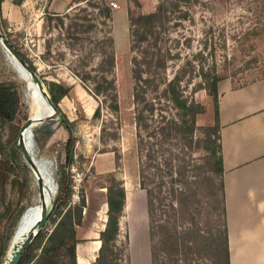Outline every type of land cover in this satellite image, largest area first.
Returning a JSON list of instances; mask_svg holds the SVG:
<instances>
[{
	"label": "rangeland",
	"instance_id": "1",
	"mask_svg": "<svg viewBox=\"0 0 264 264\" xmlns=\"http://www.w3.org/2000/svg\"><path fill=\"white\" fill-rule=\"evenodd\" d=\"M14 1L16 0L0 1V15L6 21V26L0 31L15 49L27 57V62L37 71L42 82L47 81L53 90V83L72 89L69 97L57 102L69 121H75V162L68 171L73 190L71 204L75 201V205H79L84 200L85 206L81 210L84 218L90 210L99 208L106 202L108 188L123 183L125 202L122 216L118 220L119 237L107 251V264H225L223 237H210L211 233H220L222 236L223 230L221 193L217 183L214 182V187L207 189L211 191V196L207 195L205 198L203 195L206 189L203 171L210 165L217 167L219 135L216 101L201 74L221 80L230 79L233 86L264 78V0H190L187 5L181 6V12L171 16L167 29L161 33L164 40L160 45L171 49L167 75L172 78L180 66L192 70L191 74L187 73L181 80L184 97L195 103L192 105L193 116L186 118L188 121L194 120V126L190 132L182 134L185 140H181V135L178 141L167 140L162 149H166L163 155L170 165L168 169L163 165L161 167L166 172L172 170V173L179 168L185 169L184 182L189 187L191 196L186 205L172 209L169 206L170 196L165 192L164 204L160 206L155 199L149 215L145 192L139 187V155L132 104L134 55L130 47L128 21L125 27L122 20H117L116 31L111 30L115 66L109 77L112 76L115 80L120 107L119 112L115 113L108 107V101L101 103L102 96L96 99L88 93L71 71L82 69L80 64L83 57L88 63L92 62L94 66L97 64L98 53H90L87 48V34L78 33V40L70 39L73 36V29H70L73 20L65 19L63 25L55 17L48 21V11L44 13L40 7L35 9L48 0H39L37 4L27 0L31 7L27 11L21 5L15 6ZM137 1V6L128 1V8L132 9L134 16L154 11L161 0ZM90 2L96 3V0ZM79 8L87 10L81 14L82 17H94L97 13V10L87 6L86 1L75 0L69 7V15L75 17L79 14ZM48 13L61 16L66 12ZM183 15L186 18H182ZM92 32L96 34L98 30L93 29ZM187 63L190 65L186 67ZM192 76L194 77L191 78ZM0 83L11 84L20 96L23 110H28L29 98L25 85L32 87V81L1 45ZM44 89L46 90L45 86ZM36 98L37 115L41 112L44 100L39 96ZM53 100H56L55 91ZM99 106V118L93 117ZM163 109L164 115L176 121L179 120V114L183 113V110L176 109L172 103H166ZM10 133L11 124L0 122V138L3 142L11 138ZM63 135L61 130L47 138L39 135L36 139L34 135L33 146H28L42 177L52 176L55 187L53 199L58 188L57 161L59 158L63 161ZM206 147L214 153L204 159ZM153 149L156 156L158 147ZM160 152L162 153L161 150ZM160 152L156 158L158 163H162ZM173 155H178L182 160H176ZM22 159L28 171L18 169L14 175L9 176L6 192L0 201V235L4 233L12 217L22 209L26 212L22 220L24 213L13 223L3 264L10 257L11 247L20 243L28 234L18 238L25 224L31 222L32 225L40 215L38 208L34 219L28 217V208L35 204L38 206L39 189L23 153ZM152 172L151 187L157 198L158 172L156 169ZM23 176L26 180H23ZM163 180L168 190L171 177L164 174ZM206 194L209 193L206 191ZM44 201L50 206L51 199L46 190ZM83 208L86 214H82ZM46 225L48 229L53 226L48 222ZM201 230L205 233H201ZM185 233L189 235L186 237ZM60 261L62 264H70L67 256ZM28 264H36V259Z\"/></svg>",
	"mask_w": 264,
	"mask_h": 264
},
{
	"label": "trees",
	"instance_id": "2",
	"mask_svg": "<svg viewBox=\"0 0 264 264\" xmlns=\"http://www.w3.org/2000/svg\"><path fill=\"white\" fill-rule=\"evenodd\" d=\"M1 1V0H0ZM83 1V0H82ZM86 1L87 6L97 10L94 17L81 16L86 13L85 8H79L75 17L69 15L68 10L63 15H56L46 13L48 21H51L52 17H55L60 21V24H64V20H73V25L70 29H73V36L70 39L78 40V33L87 34L85 41H88L87 47L90 53H98L96 66L92 65V62L88 63L85 58H82L80 67L81 70L72 69L73 75L79 79L83 88L88 91L93 97L98 99L103 97L101 103L108 101V107L115 113L119 112V103L117 100V89L115 80L109 77V74L115 66V52H114V39L111 35L112 30V11L111 8L103 1L96 0V3ZM138 5L137 0H128ZM23 0H16L14 4L21 5ZM190 0H161L154 11L147 14H137L134 16L132 9H127L128 30L130 35V47L133 53V93L132 104L134 110V123L136 126V139L138 148L139 159V187L145 192L148 215L150 209L153 208V201L158 200L160 206L165 200V192L170 196L169 206L174 209L175 207L186 205V201L190 198V190L184 182L186 174L185 169L172 170L166 172L161 166L169 168V162L163 153L166 149H162L167 140L174 139L179 140L182 134L190 132L194 126V120H187L189 116H193V101L189 102L184 97V89L181 78L186 77L187 73L192 72L190 69H186L180 66L174 73L172 78L167 75L168 61L171 57V49L160 45L164 40L161 35L163 31L167 29L171 16L176 12H181V6L187 5ZM182 18H186L185 15ZM78 21H82L79 24ZM6 26V21L1 18L0 15V29L3 31ZM93 29H97L98 32L94 34ZM94 34V35H93ZM77 35V36H76ZM91 46V47H90ZM17 49V48H16ZM85 49V47H84ZM86 50V49H85ZM18 55L27 61V57L21 53L18 49ZM88 53V52H87ZM89 54V53H88ZM92 59V58H91ZM94 62V60L92 59ZM29 63V62H28ZM190 64L187 63L186 67ZM94 66V67H93ZM31 69L34 68L30 65ZM186 75V76H185ZM205 79V84L208 85L209 91L215 99L216 103V124L218 128V140H219V159L217 167H208L203 171V182L205 185L204 197L211 196L212 193L210 186L214 187V182L217 183L219 191L221 193V216L223 217V230L222 236L220 233L210 234V237H223L222 247L224 249L225 264H229V250L226 230V209H225V195L223 184V167L221 156V143L218 124V82L221 80L217 77H211L210 75L201 74ZM192 76L191 78H193ZM262 79V78H261ZM259 80V79H258ZM256 81V80H255ZM192 82H188V85ZM254 82V81H252ZM249 82V83H252ZM43 86L46 87L51 100H53V92L55 91V106L56 117L47 123H41L32 127L34 137L37 139L39 135H44L45 138L50 137L55 131L61 130L63 135V161L62 159L57 161L59 178L56 180L58 188L57 194L53 199L54 182L50 174L49 178H43L44 187L46 193L50 196V213L48 218V224H52V228L48 229V225L38 233L28 248L25 250L19 264H28L30 261L36 259V264H62L61 258L67 256L70 259V264H76L75 247L76 244L82 240L78 237L79 232L82 229V215L81 210L84 205V200L79 205L73 206L71 204V198L73 196V190L71 186V179L68 171L74 164L75 159V143L76 138L73 134L75 127V121H69L64 113L59 109L57 102L64 97L70 96L72 90L69 86H63L61 84L53 83L52 87L48 86L47 81L43 80ZM246 83V84H249ZM243 84L241 86H244ZM234 86V87H241ZM26 93L29 98L28 110H23L20 96L18 92L13 88L11 84L0 83V122L11 124V138L3 142L0 138V201L3 199L6 192V184L9 176L14 175L18 169L27 170L28 167L24 164L22 159V151L18 149L14 141L17 137V132L29 117L36 115L37 110V98L38 96L34 89L28 84L25 85ZM166 103H172L178 110H183L182 114H179V120L170 119L167 115H164L163 106ZM23 110V111H22ZM101 107H97L93 117L100 116ZM158 147V153L160 150L161 162H156L157 155L153 148ZM207 153L204 155L208 158L211 153L209 148H205ZM214 153V152H213ZM176 160H182L178 155H173ZM34 163L36 159L34 157ZM156 162V163H155ZM209 164V163H208ZM182 167V166H181ZM156 169L158 182L157 198L154 195L151 184L153 183L152 170ZM164 174L171 177V185L166 188L165 181L163 180ZM176 176V177H175ZM23 180L26 177L23 176ZM177 186V188L175 187ZM206 191L209 194H206ZM178 195V196H177ZM125 202V189L123 183L108 188L107 200L108 205V220L105 230L101 233V248L99 250L98 257L95 264H107L108 256L107 251L109 247L114 246L118 236V220L122 215ZM206 204H208L206 202ZM30 210L29 216L34 219L38 212L37 204L28 208ZM24 210H20L15 217H12L7 224V228L3 234L0 235V264H3V259L6 256L8 250V243L11 238L13 223L20 217ZM208 213V211H206ZM26 213V212H25ZM22 216L21 220L23 219ZM20 220V222H21ZM2 222V215H0V224ZM9 226V229H8ZM205 233L204 230L200 231ZM208 234V232H206ZM175 235V234H174ZM189 233H185L187 237ZM174 237V236H173Z\"/></svg>",
	"mask_w": 264,
	"mask_h": 264
},
{
	"label": "crops",
	"instance_id": "3",
	"mask_svg": "<svg viewBox=\"0 0 264 264\" xmlns=\"http://www.w3.org/2000/svg\"><path fill=\"white\" fill-rule=\"evenodd\" d=\"M28 1L21 4L26 11L31 10ZM38 1L32 0L36 4ZM74 1L48 0L35 9L62 14ZM103 1L108 6L118 5L111 9L112 31H116L117 20L126 27L128 1ZM217 106L229 264H264V78L241 87H234L230 79L219 81ZM107 212L104 202L82 218L76 264L96 263Z\"/></svg>",
	"mask_w": 264,
	"mask_h": 264
},
{
	"label": "water",
	"instance_id": "4",
	"mask_svg": "<svg viewBox=\"0 0 264 264\" xmlns=\"http://www.w3.org/2000/svg\"><path fill=\"white\" fill-rule=\"evenodd\" d=\"M0 45L4 48L7 55L11 56L15 63H17L18 66H20L26 73H28L32 79L36 82L38 89L47 97V101L49 102L50 109L47 111H41L39 114L29 117L21 126L20 132L17 138V141L14 143L16 147L20 148L23 156L28 164V166L33 168L34 170H37L32 155L26 146V144L23 141V137L21 136L22 133L27 129L29 130L30 134V144L33 146V131L30 129L31 126L45 123L52 121L56 115V106L54 101L50 100L48 93H46L44 86L42 85V82L40 81V78L38 76L37 71L34 69L32 70L29 63L22 59L19 55L17 50L12 46V44L4 37L3 33L0 31ZM32 171V170H31ZM38 189H39V202L41 204V215L37 219V221L32 226L30 232L25 236V238L18 244L13 245L12 252H10V257L7 259L5 264H19L22 255L24 254L25 250L28 248V246L31 244V242L34 240V238L38 235V233L45 227L46 223L48 222L49 218V205L45 203V201L42 198V182L37 181ZM52 203V201H51ZM50 203V204H51Z\"/></svg>",
	"mask_w": 264,
	"mask_h": 264
},
{
	"label": "bare ground",
	"instance_id": "5",
	"mask_svg": "<svg viewBox=\"0 0 264 264\" xmlns=\"http://www.w3.org/2000/svg\"><path fill=\"white\" fill-rule=\"evenodd\" d=\"M21 68V67H20ZM22 69V68H21ZM23 70V69H22ZM26 73V72H25ZM26 75L28 76V78L29 79H31V81H32V87H33V89H34V91L36 92V94L41 98V99H43L44 100V102H43V104H42V107H41V111H47V110H49L50 109V105H49V102L47 101V97L38 89V86H37V84H36V82L34 81V79H32V77L28 74V73H26ZM39 76V75H38ZM40 78V77H39ZM40 81L42 82V80H41V78H40ZM44 83L42 82V85H43ZM46 88V87H45ZM46 91V93H48V91H47V89L45 90ZM48 96H49V98H50V100H51V97H50V95H49V93H48ZM32 127L33 126H31L30 127V129H32ZM30 134H29V130H25L23 133H22V137H23V141H24V143L26 144V146L28 147V146H31V144H30V136H29ZM34 161V160H33ZM35 164V163H34ZM36 166V165H35ZM36 168H37V166H36ZM31 170H32V173H33V175L35 176V178H36V180L38 181V179H39V181H41L42 182V186H43V189H42V198H43V200H44V190H45V187H44V182H43V178H42V175L40 174V172L38 171V169L37 170H34L33 168H31ZM45 203H46V201H45ZM46 204H48V203H46ZM38 208H39V210H40V215H41V211H42V208H41V204H40V202H38ZM39 215V216H40ZM39 216H38V218H39ZM37 218V219H38ZM37 219H36V221H37ZM35 221V222H36ZM35 222H33V224L31 225V222H27L26 224H25V226H24V229L21 231V235H20V237H18L19 239L20 238H22V237H24L25 235H26V233H29L30 232V230H31V228H32V226L34 225V223ZM29 230V232H27ZM18 236V235H17Z\"/></svg>",
	"mask_w": 264,
	"mask_h": 264
},
{
	"label": "built area",
	"instance_id": "6",
	"mask_svg": "<svg viewBox=\"0 0 264 264\" xmlns=\"http://www.w3.org/2000/svg\"><path fill=\"white\" fill-rule=\"evenodd\" d=\"M117 6H118V5L115 4V3H110V5H109V7H110L111 9L117 8ZM72 171H74V170L72 169ZM77 200H78V202H79V199H78V198H77ZM72 204L75 205L76 202H75V201H72ZM85 212H86V210H85V208H83L82 214H85Z\"/></svg>",
	"mask_w": 264,
	"mask_h": 264
}]
</instances>
